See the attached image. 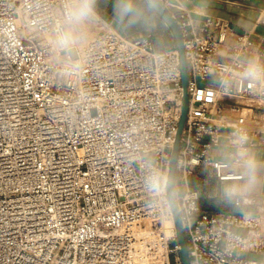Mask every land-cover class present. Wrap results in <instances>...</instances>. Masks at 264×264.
<instances>
[{"label":"built area","instance_id":"2783aa9c","mask_svg":"<svg viewBox=\"0 0 264 264\" xmlns=\"http://www.w3.org/2000/svg\"><path fill=\"white\" fill-rule=\"evenodd\" d=\"M62 7L0 0V264H182L174 226L163 231L171 212L145 185L149 165L168 170L180 116L175 42L128 38L98 12L103 27L69 77L46 42ZM169 13L187 72L174 190L190 264H264V193L255 211L212 214L191 184L200 166L229 180L212 150L234 151L240 133L253 148L264 133L248 125L264 123V80L241 75L264 62V42L221 18Z\"/></svg>","mask_w":264,"mask_h":264},{"label":"clouds","instance_id":"9594fccd","mask_svg":"<svg viewBox=\"0 0 264 264\" xmlns=\"http://www.w3.org/2000/svg\"><path fill=\"white\" fill-rule=\"evenodd\" d=\"M157 7V0H115L114 19L129 28L146 26ZM98 20L97 0H63L62 12L50 29L46 42L64 75L71 77L81 70L90 30ZM241 75L252 82L264 80V62L251 58ZM233 143L234 151L226 159L234 174L221 184L215 195L219 203L244 211L254 203V198L264 187V159L249 146L246 133H240ZM145 185L156 205L166 210L175 208L176 192L165 169L149 165Z\"/></svg>","mask_w":264,"mask_h":264},{"label":"crops","instance_id":"0c3cea01","mask_svg":"<svg viewBox=\"0 0 264 264\" xmlns=\"http://www.w3.org/2000/svg\"><path fill=\"white\" fill-rule=\"evenodd\" d=\"M169 12H178L180 9L187 10L190 17L199 23L205 17L221 18L232 23L237 30L251 32L255 41L264 42V0H158ZM115 0H97V11L112 26L118 28L123 35L133 38L138 34L151 32L157 46L166 45L163 48L171 47L172 34L165 23L155 13L150 23L146 26L125 27L117 23L114 19L113 6ZM162 43V44H161ZM165 43V44H164ZM228 102H234L226 99ZM249 126L263 128L264 123H248ZM261 159H264V133L258 140V144L252 148ZM233 149L228 147L224 141L221 145L212 150V154L216 159L227 160L228 154ZM204 178L205 185L200 186L197 178ZM225 181H218L204 166L197 167L195 176L191 178L193 187H197L200 191V206L203 210L212 214H220L227 211L242 212L239 208L219 203L216 199L221 184ZM264 193V187L257 195ZM244 211H255V207L249 206Z\"/></svg>","mask_w":264,"mask_h":264},{"label":"water","instance_id":"95a60500","mask_svg":"<svg viewBox=\"0 0 264 264\" xmlns=\"http://www.w3.org/2000/svg\"><path fill=\"white\" fill-rule=\"evenodd\" d=\"M157 5L158 7L155 13L169 28L172 34L173 40L175 42V46H176V50H177L178 58H179L180 80H181V86H182L181 111H180V116H179V120L177 124V130H176L175 138L173 141L170 159L168 163V170H167L170 176V179H171V186L174 189L176 160H177L178 150L180 147V137H181L182 129L184 126L187 106H188L187 72H186V63H185V58H184V53H183L182 37L179 31V28L176 25V22L174 21V19L171 17L169 11L158 0H157ZM170 212H171V216H172L173 223H174L177 243L179 245V255H180L181 263L190 264L186 237L184 234L182 222H181L179 211L177 209L176 204H175V208L173 210H170Z\"/></svg>","mask_w":264,"mask_h":264},{"label":"rangeland","instance_id":"374dc122","mask_svg":"<svg viewBox=\"0 0 264 264\" xmlns=\"http://www.w3.org/2000/svg\"><path fill=\"white\" fill-rule=\"evenodd\" d=\"M106 20V19H105ZM106 22H108L107 20H106ZM112 26V25H111ZM101 27H103V25H102V23L101 22H99V20L93 25V27L91 28V30H90V38L91 37H93V36H95L96 34H97V32L99 31V29L101 28ZM115 30H117L118 32H120L121 34H122V32L118 29V28H116L115 26H112ZM162 44V43H161ZM165 44V43H164ZM166 47V45H163V46H160V48H163V47ZM199 85H203V82H199ZM246 258H248V256H245ZM251 258V257H250Z\"/></svg>","mask_w":264,"mask_h":264},{"label":"bare ground","instance_id":"6f19581e","mask_svg":"<svg viewBox=\"0 0 264 264\" xmlns=\"http://www.w3.org/2000/svg\"><path fill=\"white\" fill-rule=\"evenodd\" d=\"M163 231L166 235H169L172 232L174 223H173V219L171 216H169L167 219H165L164 223H163Z\"/></svg>","mask_w":264,"mask_h":264}]
</instances>
